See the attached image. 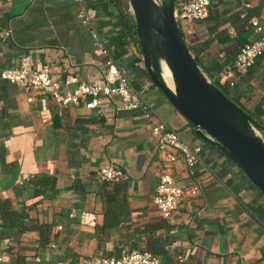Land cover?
Instances as JSON below:
<instances>
[{
	"label": "crops",
	"instance_id": "0c3cea01",
	"mask_svg": "<svg viewBox=\"0 0 264 264\" xmlns=\"http://www.w3.org/2000/svg\"><path fill=\"white\" fill-rule=\"evenodd\" d=\"M183 1L174 0V7ZM85 4L150 119L124 109L117 97L102 96L93 109L59 106L48 95L0 81V264H69L129 250H147L159 264H264V196L199 139L151 82L135 34L119 24L116 1ZM75 11L71 0H0V69L26 54L32 68L46 67L54 79L98 83L104 59ZM253 17L264 28V0H211L204 20L177 24L205 77L223 87L232 81L231 96L264 111V53L238 78L228 71L238 47L257 36ZM153 123L198 145L201 163L188 168L164 160ZM107 163L124 169L127 179L98 181L95 172ZM163 172L182 189L198 187L167 218L152 201Z\"/></svg>",
	"mask_w": 264,
	"mask_h": 264
},
{
	"label": "built area",
	"instance_id": "2783aa9c",
	"mask_svg": "<svg viewBox=\"0 0 264 264\" xmlns=\"http://www.w3.org/2000/svg\"><path fill=\"white\" fill-rule=\"evenodd\" d=\"M71 1L76 5V19L88 31L91 45L103 56L105 69L102 79L94 84L80 82L70 76L57 80L49 75L46 67L32 68L29 56L22 54L16 66L0 69V81L13 84L24 93L39 92L48 95L59 106L82 104L88 109H93L99 107L100 97H117L124 109L139 110L143 116L150 119L147 105L130 89L125 70L116 66L110 51L92 27V20L95 17L94 9L87 6L85 0ZM210 3L211 0L180 2L174 7L173 17L176 21H202L208 15ZM249 22L257 36L238 47L235 58L228 68V71L235 78L245 73L254 59L264 53V28L254 17ZM9 33L10 30L7 29L4 35ZM229 85L233 86V82L230 81ZM26 100L31 101L32 96L28 95ZM151 131L156 135L155 149L162 153L164 160L168 162L180 160L188 168L201 163L198 145L186 144L180 139L178 133L167 130L161 123H153ZM94 176L98 181L114 183L124 181L128 177L124 169L113 163L102 165L97 169ZM29 178L30 176H26L24 179L29 180ZM197 192L198 187L196 185L182 189L173 183L172 177L167 172H163L158 177L152 201L160 215L167 218L176 209L181 197L195 195ZM3 257L4 255L0 254V262L3 261ZM69 264H159V260L155 254L147 250H129L118 256H94Z\"/></svg>",
	"mask_w": 264,
	"mask_h": 264
},
{
	"label": "water",
	"instance_id": "95a60500",
	"mask_svg": "<svg viewBox=\"0 0 264 264\" xmlns=\"http://www.w3.org/2000/svg\"><path fill=\"white\" fill-rule=\"evenodd\" d=\"M151 82L203 142L231 161L264 196V127L211 83L190 54L174 0H127ZM163 67L172 88L163 78Z\"/></svg>",
	"mask_w": 264,
	"mask_h": 264
},
{
	"label": "trees",
	"instance_id": "16d2710c",
	"mask_svg": "<svg viewBox=\"0 0 264 264\" xmlns=\"http://www.w3.org/2000/svg\"><path fill=\"white\" fill-rule=\"evenodd\" d=\"M116 1V10L117 13L120 15V26L127 30L128 32L131 31L133 34L134 33V24L131 18L130 13L127 12V4L126 1H121V0H115ZM125 9V12H124ZM228 99H230L232 102H234L238 107H240L243 111H245L256 123L264 126V121L262 120L261 116L264 113L263 109L260 108V105L255 106L253 110L250 109H246L244 108L239 102L238 100L231 96L229 94L231 86L229 85V81H227V85L225 87L218 85V84H214ZM221 155H223L220 151H218ZM1 225V222H0ZM9 232L5 233V238H9L11 237V235H9ZM0 235H2L4 237V233L0 231ZM8 248V247H7Z\"/></svg>",
	"mask_w": 264,
	"mask_h": 264
},
{
	"label": "bare ground",
	"instance_id": "6f19581e",
	"mask_svg": "<svg viewBox=\"0 0 264 264\" xmlns=\"http://www.w3.org/2000/svg\"><path fill=\"white\" fill-rule=\"evenodd\" d=\"M163 78H164L166 84H167L170 88H172V83H171V80H170V75H169V73H168V71L166 70L165 67H163Z\"/></svg>",
	"mask_w": 264,
	"mask_h": 264
}]
</instances>
